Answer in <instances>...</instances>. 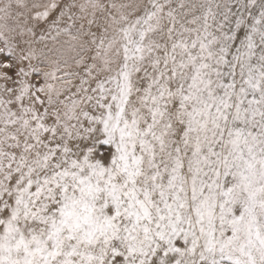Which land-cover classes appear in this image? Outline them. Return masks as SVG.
Masks as SVG:
<instances>
[{"label":"snow or ice","instance_id":"obj_1","mask_svg":"<svg viewBox=\"0 0 264 264\" xmlns=\"http://www.w3.org/2000/svg\"><path fill=\"white\" fill-rule=\"evenodd\" d=\"M0 264H264V0H0Z\"/></svg>","mask_w":264,"mask_h":264}]
</instances>
